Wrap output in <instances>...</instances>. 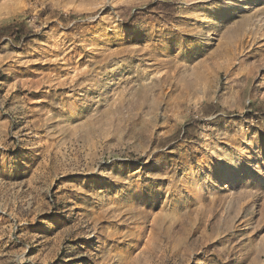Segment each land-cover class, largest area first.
Here are the masks:
<instances>
[{
    "label": "rangeland",
    "instance_id": "1",
    "mask_svg": "<svg viewBox=\"0 0 264 264\" xmlns=\"http://www.w3.org/2000/svg\"><path fill=\"white\" fill-rule=\"evenodd\" d=\"M0 264H264V0H0Z\"/></svg>",
    "mask_w": 264,
    "mask_h": 264
},
{
    "label": "bare ground",
    "instance_id": "2",
    "mask_svg": "<svg viewBox=\"0 0 264 264\" xmlns=\"http://www.w3.org/2000/svg\"><path fill=\"white\" fill-rule=\"evenodd\" d=\"M248 167L250 168V167H252V165H249Z\"/></svg>",
    "mask_w": 264,
    "mask_h": 264
}]
</instances>
